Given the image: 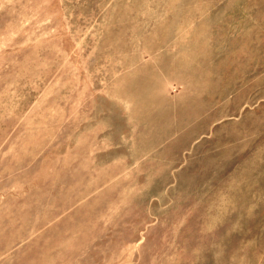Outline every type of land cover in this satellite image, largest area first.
I'll return each mask as SVG.
<instances>
[{
	"label": "rangeland",
	"instance_id": "374dc122",
	"mask_svg": "<svg viewBox=\"0 0 264 264\" xmlns=\"http://www.w3.org/2000/svg\"><path fill=\"white\" fill-rule=\"evenodd\" d=\"M0 264H264V0H0Z\"/></svg>",
	"mask_w": 264,
	"mask_h": 264
}]
</instances>
